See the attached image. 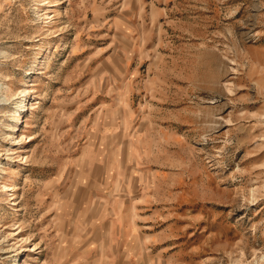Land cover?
I'll return each instance as SVG.
<instances>
[{
  "label": "rangeland",
  "instance_id": "obj_1",
  "mask_svg": "<svg viewBox=\"0 0 264 264\" xmlns=\"http://www.w3.org/2000/svg\"><path fill=\"white\" fill-rule=\"evenodd\" d=\"M0 264H264V0H0Z\"/></svg>",
  "mask_w": 264,
  "mask_h": 264
}]
</instances>
